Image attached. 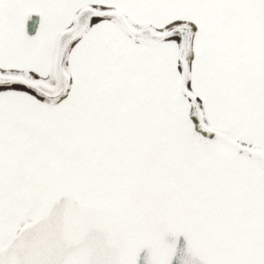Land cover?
Here are the masks:
<instances>
[{
    "label": "snow or ice",
    "instance_id": "snow-or-ice-1",
    "mask_svg": "<svg viewBox=\"0 0 264 264\" xmlns=\"http://www.w3.org/2000/svg\"><path fill=\"white\" fill-rule=\"evenodd\" d=\"M0 264H264V0H0Z\"/></svg>",
    "mask_w": 264,
    "mask_h": 264
}]
</instances>
